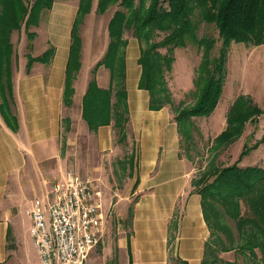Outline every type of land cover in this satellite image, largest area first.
<instances>
[{
  "label": "crops",
  "instance_id": "obj_1",
  "mask_svg": "<svg viewBox=\"0 0 264 264\" xmlns=\"http://www.w3.org/2000/svg\"><path fill=\"white\" fill-rule=\"evenodd\" d=\"M95 2L91 0L82 22L95 8ZM77 3L78 0L75 3L53 0L47 10L49 25L44 44L32 47V57L50 49L47 63L17 65L12 52L10 55V93L6 100L15 120L11 118L6 123L0 115V264H11L19 247L27 250L28 242L32 245L24 233H28L30 220L26 210L33 198L43 197L50 190V183L66 171L99 170L87 149L74 146L75 136L90 135L92 146L88 149L93 151L94 158L99 153L105 155L103 152L114 140L112 121L89 129L81 115L82 96L89 80L93 77L100 89L109 87L108 70L102 65L93 69L108 42V35L106 41L101 38V24L90 47L83 45L82 34H78V68L69 69L72 93L64 100L70 30ZM137 44L132 39L124 47L128 113L123 142L129 141L132 146L127 163L130 162L133 171L127 173L128 183L122 193L119 189L113 193L116 212L129 214L130 210L128 226L126 229L121 226L116 232L117 262L200 264L209 232L202 218L200 197L191 192L192 165L178 155V135L172 115L165 107L149 110L147 92L137 88L140 73ZM73 129L79 134L73 133ZM71 161L74 169L68 167ZM104 210L107 213L108 209ZM104 234L105 227L100 242Z\"/></svg>",
  "mask_w": 264,
  "mask_h": 264
},
{
  "label": "trees",
  "instance_id": "obj_2",
  "mask_svg": "<svg viewBox=\"0 0 264 264\" xmlns=\"http://www.w3.org/2000/svg\"><path fill=\"white\" fill-rule=\"evenodd\" d=\"M52 2L0 0V115L6 123L11 118L15 120L6 100L10 93L9 34L23 26L28 35H33V31H28L29 27L38 24V16L49 10ZM90 5L91 0H78L70 30L67 72L78 68L80 39L77 27L82 16L89 12ZM108 5H115L116 9L107 20L105 52L93 69L99 65L106 68L113 87L100 89L93 77L89 80L81 102L83 120L89 129L112 121L118 140L124 141L128 113L124 87V30H130L138 43L140 73L137 88L147 92L149 110L171 105L165 73L171 69L173 50L192 42L200 51L191 79L193 100L188 105H176L171 116L178 145L189 152L195 128L192 119L208 116L220 97L229 45L264 44V0H96L95 13L102 14ZM201 22L213 26L216 38L196 36ZM215 43L218 46L213 52ZM161 48L163 53L159 52ZM42 60L41 56L30 57L26 64ZM70 78L66 73L64 100L72 93ZM260 113L248 97L237 95L224 114L223 129L210 140V159L198 177L191 179V192L200 197L202 218L209 232L200 264H264V166H239L237 161L222 166L213 159L241 135L246 122L255 123ZM250 138L251 135L242 142L238 159L262 142L254 141L249 145ZM228 252L232 253L231 259L219 257Z\"/></svg>",
  "mask_w": 264,
  "mask_h": 264
},
{
  "label": "rangeland",
  "instance_id": "obj_3",
  "mask_svg": "<svg viewBox=\"0 0 264 264\" xmlns=\"http://www.w3.org/2000/svg\"><path fill=\"white\" fill-rule=\"evenodd\" d=\"M56 1L76 2V0ZM94 9H92L93 11L91 14H89L83 22L81 20L77 27V32L78 34H82V36H80L82 37L83 45L86 47L92 45L93 35H95L97 29H100V24L102 25L101 38H103V41H106V22L112 11L116 9V6L108 5L102 14L95 13ZM48 15V11H42L38 16V24L29 27L28 31H33V35H28L23 26H21L19 30L11 31L9 34L8 41L11 43V52L14 55L13 62H17V65H24L27 59L32 57V52H34L32 51L33 46H36V48L43 46L44 39H46L45 29H48L49 25ZM66 24L70 25L71 22L66 21ZM201 35H208L216 38V31L212 25L201 22L197 26L196 36L200 37ZM122 39L127 43L135 38L132 37L130 30H124ZM217 46L218 43H215L213 52L216 51ZM45 51L48 50L45 49L43 52ZM50 52L49 49L47 53H40L37 56L43 58L41 62L47 63L50 58ZM159 52L163 53L164 49H159ZM199 55V49L192 42L186 43L182 48H175L173 50L171 69L169 72L165 73L166 84L171 96V105H165L164 107L171 115H173V108L176 107V105L180 103L188 105L193 100L190 93L193 89L191 79L193 70L198 63ZM71 74L72 73L69 75ZM110 86L113 87V84L111 85L109 81V87ZM239 94L248 97L259 108L261 113L255 123L246 122L241 135L226 148L214 155L213 159H215L216 164L222 166L236 161L239 166H264V44L254 47L251 45H244L243 43H231L227 51L226 76L216 106L208 116L192 119L195 128L193 129V145L189 149V152L188 150L185 151L186 148H184V146L178 145V155L186 158L192 165V172L190 174L191 179L198 177L202 171V167L210 159L211 154L208 150L210 140L223 129L224 114L233 99ZM73 133L79 134L78 131L76 132V129H73ZM68 135L66 136L68 137ZM249 135H251L249 145L254 141L262 142L238 159L242 142ZM126 142L124 143L118 140V134L114 129V140L111 141L108 149L103 152V154H106L101 156L99 153L94 158L93 151L89 150L92 146L90 145L92 143L90 135H86L85 137H80V135H78L74 138V146L77 148L83 146L87 149V153L93 155V162L99 165V170L92 169V172L84 173L77 171V174L82 176L87 175L93 180L94 185L101 194V201H104L101 209L103 212H105L104 209H108L107 213H104L106 214L104 237L102 238V242L99 241L100 243L90 252L88 264H118L115 248L116 232L121 226L126 229L129 223V215L128 212L127 214H119L116 212L115 209H117V206L113 205L116 201V197L113 193L117 191L116 189H119V193H122L124 187H126L128 183L127 178L129 176L127 173L133 171L132 165L129 166L130 162L127 163V158L132 146L129 141ZM68 167L74 169L72 161ZM83 167L87 168L86 165H83ZM50 184H52V182ZM110 200L111 206H108ZM26 233H24V236L29 241V235ZM33 248L30 242H28L27 250L19 247L16 260L11 259V264H36V262L39 264L37 254L35 255L36 251ZM219 257L224 260H229L233 256L231 252H228L219 254Z\"/></svg>",
  "mask_w": 264,
  "mask_h": 264
},
{
  "label": "built area",
  "instance_id": "obj_4",
  "mask_svg": "<svg viewBox=\"0 0 264 264\" xmlns=\"http://www.w3.org/2000/svg\"><path fill=\"white\" fill-rule=\"evenodd\" d=\"M100 196L89 176L66 171L31 200L28 234L39 264H88L105 225Z\"/></svg>",
  "mask_w": 264,
  "mask_h": 264
}]
</instances>
